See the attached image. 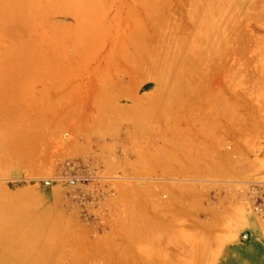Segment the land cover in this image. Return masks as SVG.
Wrapping results in <instances>:
<instances>
[{"label":"rangeland","instance_id":"obj_1","mask_svg":"<svg viewBox=\"0 0 264 264\" xmlns=\"http://www.w3.org/2000/svg\"><path fill=\"white\" fill-rule=\"evenodd\" d=\"M93 1L99 0H86V2H90L91 8L92 6L95 7L90 10L89 20L92 21H89L90 26H88V20V23L85 21L86 19L83 22L72 20V17L68 16V12L62 10L65 14L63 13L61 16L60 14L57 16V11L41 14L39 18L35 16L33 30L31 28L29 32L26 31L27 37L26 32H20L21 35L19 34L17 37L19 41L13 39V36L9 37L1 34L3 37L0 36V52L5 47L9 48V46L12 49L13 44L11 43L13 42L17 46L20 43L19 48L24 47L22 43L26 41L32 43L26 46L29 50L25 51V54L19 52L17 53L18 56L15 55L16 53H13L15 56L11 55L12 50L10 51L9 48V51H7L9 57L6 58L9 63L5 59L7 64L5 63L3 65H6L5 68L0 70V81L6 83H65V87L73 86L76 82L109 84L118 86V88L132 86V90L135 92L145 94L148 91L143 89L149 87L147 83L154 84L153 80H156L157 77V70L154 66L152 67V64L162 63V58L172 59L169 53L172 44L179 37L185 39L192 33L193 22H191L189 12H193L194 9L192 10V8L195 7V3L196 5L201 3V1L195 0H100L95 2L98 4L95 6ZM244 7V12H237L229 23V25H232L229 27L231 32L228 41L229 47L228 50L226 49L228 52L212 55L215 56L212 62L210 59H206V55H204L205 57L200 56L201 61L198 57L195 58L196 56L192 55V58L194 56L193 60L198 59L193 61L195 63H190L192 60L189 55L191 54L183 53L182 63H179L180 58L177 62L179 64L188 62L186 65L194 64L197 68L194 66V72L195 69L198 70V74H194V72L192 74L190 73L192 72L191 66L187 65V69L184 68L183 74L190 73V75H186V79L187 76H190V80L187 79L188 81L185 82L187 84L184 85H211L227 88V93H231L229 89L231 88L232 91L236 90L234 92L244 94L245 100L242 102L244 110L257 114L255 120L257 124L262 126L264 125V49L261 46L264 43L260 45L258 41L262 40L260 37H264V0H248ZM192 12L190 13L192 14ZM258 14H262L263 18L260 15V18H258ZM84 24L87 26H84ZM241 24H243V27ZM135 32L137 33L135 34ZM139 32L140 35H138ZM134 34L135 40L132 37ZM29 35L32 37V39L29 38L30 40L28 39ZM141 35L144 37V40L142 38L144 42L141 43L149 47L146 48L142 45L147 53L143 49L141 52V47H136L139 48V50H136L133 45V48L137 53H140L137 57L145 56L149 60L140 59V61L136 56H134L136 58L133 61L128 60L135 53L132 43L136 44L135 41L139 40L138 37ZM21 37H25L26 40H20ZM173 39H176V41H173ZM130 40L132 41L131 44H129ZM141 43H139V46ZM167 46L168 48H166ZM199 46L202 48L203 44ZM244 46L245 50L240 49ZM236 48H238V51ZM33 49L36 50L32 51ZM131 51L134 53H131ZM126 54L131 55H127L129 58H123L122 56ZM149 54L151 57H149ZM199 55H202V53ZM11 56L15 57L16 61ZM208 57L210 56L208 55ZM10 58L13 60H10ZM184 59L185 61H183ZM202 61H206L204 62L206 64L203 63L202 65ZM170 62V66L173 65V59ZM132 66L134 70H132ZM226 83H236L237 85L235 87H224ZM39 87L37 85L36 88ZM83 88H87V86ZM124 101L121 99L117 104H123ZM207 105L209 104L207 103ZM90 108L91 103L85 102L84 111L86 112ZM87 112L90 113V111ZM100 126L105 129L106 123ZM261 126H259L261 128L260 135L258 134L259 136L257 135L252 139L254 144L252 141L251 146L254 147L251 148L250 146L251 149H247L250 159H260L264 156V129ZM111 141L114 145H111L112 147L108 149L103 148V142L99 146L94 145V147L92 142L89 144V141L85 139L84 151L68 157H53L48 162L54 164L55 168L48 171L41 169L38 172L39 174L17 170L0 173L1 183L7 184L9 187L21 184H45V181L48 180L64 181L68 186L67 204L69 213L81 228L79 229L81 231L78 232L74 226V229H68V235H53L48 242L44 240L46 235L42 234L24 235V238H30L29 241L25 240L24 242H16L18 235H2L0 236L1 245L9 247L11 250L3 254V258L7 262L12 261V263L18 264L20 261L16 260L17 255H21L20 250L26 248L31 249V251L28 250L29 254L35 251V255H41V259L35 261L36 264H189V262L197 264H264V174L254 175V177L203 180V178L163 175L161 171H154L155 169L147 173L139 171V173H136L132 165L135 160H138V157L134 160L121 161L125 149L130 148L127 144L128 140L111 138ZM229 142L231 143L230 140ZM230 143L227 142V146ZM249 144H251L250 141ZM133 152L131 150L132 157ZM121 165H125L128 170H125ZM117 183L119 190L121 189L120 186H126L129 183L130 189L126 186L125 191L121 190V192L126 195V199H128L127 193L129 198H131V194H136L134 197L132 195V200H137L139 194L150 191L152 188L148 187L154 186L155 188L151 190V193L157 191L153 194V197H156L155 202L158 198H161V201L164 198L169 199L168 191L177 189V191H180L178 193L181 196L177 202L182 200L183 203H186L191 200L190 193L192 191L198 192L200 189V193H203L202 204L206 208L199 207L196 209L195 217L198 226L204 224L211 215L213 217L217 215L216 212H221L220 208V211H215L218 206L221 209L226 208L227 205L229 206V209L225 210L223 208L221 212V217L225 220L226 218L230 220L231 213L235 215L238 208L240 212L236 213V216L238 214L239 216L231 219L233 226L231 225L224 234L212 233V236L209 237L211 234L209 233L208 237L212 240L206 238V235L200 232L198 226L193 235L192 230L189 229L190 220L186 217L176 219L175 223L173 219H169L173 217L172 215L169 216V213L168 215L165 214L166 216L163 214L165 217L157 218L158 214L159 216L161 214L154 213L156 209L153 210L154 212L150 209L151 218L155 217L153 221L160 220L163 222L161 225L166 226L169 220L168 226L172 223L173 227L171 226L166 230L162 229V231L161 229L159 231V229L139 228L140 222H145V218L140 220L142 217L137 216L138 218L134 219L136 224L132 223L133 219L129 220L127 218V212L123 209L124 204L122 201L117 202L119 195L118 188H116ZM154 183L155 185H162L159 187L155 186ZM132 184L135 185L132 186ZM166 184L173 185V189L170 186L167 187ZM136 185L138 186L136 187ZM139 186L147 187L148 190L146 188L145 190L141 188V190ZM135 188L139 189V193ZM188 189L193 190L188 193ZM130 190L134 192L130 193L132 192ZM158 190L161 193L160 191L158 193ZM165 193H167L166 196ZM115 196L116 198H114ZM209 204L212 205L211 208L208 207ZM232 208L233 210L230 213L229 210ZM212 209L215 213L211 211ZM227 212L229 214H226ZM153 213L157 216H153ZM221 217L219 215V218ZM124 223L130 224L129 226L133 225L129 229L130 233L125 234L124 231H121ZM127 225H124V228ZM77 232L79 234H76ZM192 237L193 241H191ZM198 238L200 240L202 238V241L205 238V243L209 240L212 242L206 245ZM195 248L197 252L193 251ZM192 254L198 255L201 260L197 257L194 259L195 256ZM189 255L193 256L192 259ZM2 260L0 259V262ZM31 262L29 260V263Z\"/></svg>","mask_w":264,"mask_h":264},{"label":"crops","instance_id":"obj_2","mask_svg":"<svg viewBox=\"0 0 264 264\" xmlns=\"http://www.w3.org/2000/svg\"><path fill=\"white\" fill-rule=\"evenodd\" d=\"M64 84L31 82L0 83V173L16 170L27 171L28 173H38L41 169H45L47 171L52 170L55 168V166L54 164L49 163L48 160H51L53 157L57 156L68 157L79 154L80 152L84 151V140L85 137L86 139L88 137L87 141L90 139V141L93 143V146H99L100 143L103 142V148L106 147L108 149L112 147L111 145H114L111 141V138L127 139L129 142H127V144L130 146V148L125 149L121 161H128L131 159L134 160L138 157V160H135L132 165L133 169L142 168L138 164H142V161L145 162L148 160L150 157L147 156L148 154L151 155V153H156V151L158 153L159 149H162L161 147H163L164 149L171 151H167V153L165 152V158L166 156L169 158H175L176 156L181 158H175L177 160L179 159V162H182V165L179 164L178 168L177 166H173L175 170L177 169L176 171H173V168H171L174 173L178 171L173 175L198 179L203 178V180L218 179L221 177H218L219 174L216 175L215 173V175H213L215 178H212L210 171L207 170L214 171L216 168L215 165L217 166V170L222 169L221 167L223 166V169H227V150L234 151V149H236L238 146V143L242 142L237 141L236 138L238 137L235 135H232L229 139H227L226 133L223 131L219 132L221 130L220 128L228 122L227 117L224 116H227L229 113L237 112L239 109L242 110L243 108L238 105L240 102L238 99V93L232 91L231 88H229L231 93H227V88L213 87L210 85H182L183 87L175 85V87L166 86V88L163 86L159 87L156 84L147 83L149 84V87L143 90L148 92L145 94H139L132 90V86H126L125 88L123 86L118 88V86L109 84H84L76 82V84L73 86L65 87ZM37 85L40 87L36 88ZM84 86H87V88H83ZM90 96L93 98V100L90 98ZM121 99L125 100L123 104H117V102H119ZM204 101L209 102L211 105L203 106L205 103ZM85 102L91 103V108L87 110L90 111V113L84 111ZM228 102L234 105H225L228 104ZM235 104L237 105L235 106ZM127 108L129 110L131 108L132 109L129 112ZM122 110L125 112L121 115L120 112ZM133 110L134 113H136V111L138 113L140 111H145V115H143L145 117L138 115V113H136L137 115L133 114ZM114 111H117L120 114L117 116L116 112L114 113ZM209 111L214 112V114L222 115L224 118L218 119L216 116L214 118H209L211 119L209 120L208 118H205ZM126 112H129L130 114H127ZM41 114H44V116ZM124 114L129 118H126ZM34 115L41 116L36 118L37 116L35 117ZM122 116H124V120L122 119ZM88 118H92L94 120L97 118L100 121L93 120L96 125H92L94 122L92 119L89 120ZM88 120L92 122V129L94 126L97 128L93 130L90 128L89 130L85 126V124H87L85 121L89 123ZM116 120H118V123L116 125L115 131H109L110 123L116 122ZM43 122H45V124ZM98 122H103L104 124L106 123L105 129L101 126L99 127ZM139 123H142L143 125L140 126ZM38 125H41L43 128ZM6 129L9 131L7 132ZM204 129L209 131H206L205 133ZM216 130L217 132H215ZM213 133H215V135ZM224 136L225 138L222 139ZM185 137H188V139ZM190 137L192 140L189 139ZM192 137L196 141H194ZM180 138L185 140H181ZM230 139L232 140L231 144L230 146H227L226 143ZM179 140L182 141L184 145L182 142L180 143L182 145H178L177 142H179ZM57 141H59L58 144ZM90 141L88 142L89 144L91 143ZM184 141H186L187 144ZM40 143H44V145L42 146ZM123 143L125 144L124 141ZM45 145L46 147L44 148ZM54 147L55 149L53 150ZM131 150L134 151L133 157L131 156ZM162 150H160L161 153H156L158 156L157 158L159 159L164 157ZM187 151L191 154H189ZM200 152L201 154L204 153V155H201ZM226 152L227 154H225ZM208 154L210 155L209 157H207ZM188 155H190V157ZM28 157H31L32 159H29ZM223 160H225V162ZM217 161L220 163L223 162L222 165ZM195 162L197 164H195ZM209 162L211 165H213L211 166L209 164L210 169L207 165ZM41 163L45 166H42ZM156 165L157 164L154 165L155 169L162 172L163 169H160ZM232 166L236 168L235 175H232V173L231 175L233 177H237L239 175L237 170H239V167L242 168V166L238 167V165L236 166L235 164H232ZM122 167L125 170L127 169L125 165ZM197 167L200 168V170L203 167V173L202 171L196 170ZM181 170L184 172L182 173ZM205 170L209 173H207ZM225 172H221L223 175L221 178H230V174L228 176V173ZM162 173L163 175L171 176V174L164 172ZM175 184L181 185L182 183ZM67 187V184L62 180H48L45 181V184H21L14 187H9L7 184H3L0 181V236L12 234L15 235L19 233L26 234L27 229L29 228L24 229V227H20V229H17V227L14 226L21 223L18 222L21 219H17V221H15L14 215L17 214L16 212H20L21 214L22 211L24 212V210H27L28 208L32 210V217L41 213L42 215H45L44 218L48 220L45 229L44 227L42 228L46 232L41 231V228H34L33 231L30 229L29 233L34 232L36 234H40L42 232H48L53 235H68V229H74V226L76 231H81L79 230L81 228L77 225L76 221L68 210ZM27 191L28 195L21 194L24 192L27 193ZM16 196H18V199H16ZM29 196H34L32 197V199H34L30 200ZM27 197L30 201H27ZM180 198L181 196H179V199ZM190 201L191 200H188L186 203H183L182 200H179L178 204L187 207ZM184 206L183 208H185ZM202 207L206 208V206L203 204L201 205V208ZM196 209L197 208H193L188 214L185 211H182L183 213L181 215L179 214L180 217H177H186L188 220H190L189 229L192 230L191 232L193 233L196 232L195 229L198 226L196 224L195 217ZM5 215L6 217L9 216L7 217L8 219H5ZM212 219L213 217L211 215L208 220L204 222V224L198 226L199 229L201 228V233H224L227 230L226 226L224 229H222L223 227L221 226H216L214 230L213 228H207V225ZM219 219L225 221V219L222 217ZM174 221L176 223L175 218ZM68 226H70V228ZM78 232L76 234H79Z\"/></svg>","mask_w":264,"mask_h":264},{"label":"bare ground","instance_id":"obj_3","mask_svg":"<svg viewBox=\"0 0 264 264\" xmlns=\"http://www.w3.org/2000/svg\"><path fill=\"white\" fill-rule=\"evenodd\" d=\"M100 1V0H99ZM99 1H95V2H99ZM193 1V0H192ZM195 1H201V3H200V5H196V3H195V7L194 8H192V10H193V12L192 11H190V12H192V14L189 12V14H190V19H191V22H193V31H192V33H190V35L189 36H187L185 39H184V37L183 38H181L180 39V37H179V39L176 41V39L174 40L173 39V41H176L175 43H173V41H172V46H171V48H170V50H169V53H170V58L172 57V59H173V65H171L170 66V61H172V59H168V58H162V63H160V62H158V63H154V65L152 64V67L154 66V68H155V70H157V72H156V74H157V77H156V80H153V82H155L154 84H156L157 86H159V87H166V86H174L175 87V85L177 86H180L181 87V84L182 85H184V84H187V83H185V82H187L188 80H190V76H187V79H186V75L187 74H189L190 75V73H192L193 74V72H194V66H195V68H196V65H194V64H187V65H189V67L191 66V68H192V72H186V75L185 74H183V72H184V68L187 66L186 65V63H188V62H186V63H184V64H179V63H182V60H181V57L183 56V53H187V54H191V55H189L190 56V58H191V60L192 61H190V63H195V62H193V61H196V60H198V59H200L202 56H204V55H206L207 57H208V55L210 56V57H206V59H210V61L212 62V60L214 61V57L215 56H212V55H217L218 53H224V52H228V51H226V49L229 47L228 45H229V35H230V32H231V29L229 28V27H231V25H229V23H230V21L235 17V15L237 14V12L238 13H243L244 12V10H245V4H246V1H248V0H195ZM94 2V1H93ZM94 2V3H95ZM89 4V5H88ZM86 5H88V6H86ZM96 5H98V4H96L95 3V6ZM101 6V5H100ZM86 7H88V8H86ZM103 7V6H102ZM93 8H95L94 6H92V8L90 7V2H86V0H0V36L1 37H3V36H13V39H16L17 40V37L19 36V34L21 35V33L20 32H29L30 31V29L32 28V26H33V24H35L34 22H35V16H38V18H39V15H41V14H45V13H50V12H52V13H54L55 11H57L58 13V15L57 16H59V14H60V16H61V14H63L64 12H68V16H71L72 17V20H75V21H80V22H83V20H85L86 22H87V20H88V22L89 21H91V19L89 20V16H90V14H91V9L93 10ZM64 12H63V11ZM59 11H60V13H59ZM62 11V12H61ZM263 13V12H262ZM65 14V13H64ZM259 15H260V17H262L263 15L262 14H258V18H260L259 17ZM65 16V15H64ZM257 16V15H256ZM263 18V17H262ZM87 22V23H88ZM92 22V21H91ZM79 23V22H78ZM37 24V23H36ZM90 24V22L88 23V26H90L89 25ZM245 24V23H244ZM83 25V24H82ZM242 25V27H243V24H241ZM84 26H87V25H85L84 24ZM84 26H83V28H84ZM237 26V25H236ZM246 26V25H245ZM36 27V26H35ZM34 28V27H33ZM33 28H32V30H33ZM237 28V27H236ZM246 28V27H245ZM85 29V28H84ZM234 29H235V27H234ZM247 29V28H246ZM31 30V31H32ZM27 32H26V37H27ZM138 32V31H137ZM137 32H135V34L137 33ZM140 32H142L141 30H140ZM140 32L138 33V35H140ZM3 36H2V35ZM32 34V33H31ZM30 34V35H31ZM135 34L134 35H132V37H134V40H135ZM144 34V33H143ZM142 34V35H143ZM30 35H29V37H28V39L30 38V39H32V37H30ZM140 36L141 37V41H140V37H138V36H136V37H138L139 38V40H137V41H135V43L136 44H134V43H132V41H134L133 39H132V41L129 43V44H131L132 43V48H133V45H134V47H135V49L136 50H139V48H136V47H141V49H140V51L142 52V49H143V51H145L144 50V46L146 45H143L142 43L144 42V41H142V38H143V40H144V37H145V34H144V37L143 36ZM242 35V34H241ZM22 36H23V34H22ZM181 36V35H180ZM46 37V36H45ZM177 37V38H178ZM34 38V37H33ZM46 38H48V37H46ZM45 38V39H46ZM137 38V39H138ZM239 38V37H238ZM262 40L260 41L259 40V38H258V43L260 42V45H261V43H264V37L262 38V37H260ZM19 39V38H18ZM21 39H25V37H21L20 38V40ZM29 39V40H30ZM49 39V38H48ZM247 39V38H246ZM257 39V38H256ZM26 40V39H25ZM25 40H24V42H25ZM239 40H241V39H239ZM244 40H245V38H244ZM17 41H19V40H17ZM16 41V42H17ZM32 41V40H31ZM56 41V40H55ZM62 41H64V40H62ZM138 41H140V42H138ZM27 42V41H26ZM25 42V43H26ZM142 42V43H141ZM227 42H228V44H227ZM244 42V41H243ZM245 42H246V40H245ZM18 43V42H17ZM22 43V42H21ZM25 43H22L23 44V46L24 47H22V48H19V46H20V43H18L19 44V46H17V44H15L14 42L13 43H11V44H13L12 45V49L10 48L11 46H9V48H10V51H11V55H13V53L16 55V56H18L19 54H17V53H22V54H25V51H28L29 50V48L28 47H26V46H29L30 45V43H32V42H30V41H28L27 42V44L25 45ZM139 43H141L140 44V46H139ZM198 43V44H197ZM29 44V45H28ZM138 44V45H137ZM178 44V45H177ZM200 44H203V46H202V48L199 46ZM226 44H227V47H226ZM33 45V44H32ZM142 45H143V47H142ZM147 46V45H146ZM145 46V47H146ZM173 46H177L176 48L174 47V48H172ZM241 46V45H240ZM239 46V47H240ZM263 46V47H262ZM262 46H261V48H263L264 49V44H262ZM34 47V46H33ZM199 47L201 48L200 50H199ZM9 48L7 47H5V49L3 50V51H1L0 52V70L1 69H3V68H5V66H3L5 63L7 64V57H9L8 56V54H9V52H7V51H9ZM31 48V47H30ZM146 48H149V47H146ZM166 48H168V46L166 47ZM19 49V50H18ZM27 49V50H26ZM134 49V48H133ZM132 49V50H133ZM134 49V50H135ZM232 49V48H231ZM237 49V51H238V48H236ZM240 49H244L245 50V46H244V48H240ZM36 50V49H35ZM34 49L32 50V51H35ZM136 50L134 51V52H132L131 51V53H134V55L132 54H126L125 56L123 55L122 57L124 58V57H127V58H129L127 55H131V57L128 59V60H132L133 61V59H135L137 56H139V54L136 52ZM147 50V49H146ZM228 50V49H227ZM258 50V49H257ZM261 50V49H260ZM149 51H150V49H149ZM232 51H233V49H232ZM242 51V50H241ZM27 53V52H26ZM138 55H137V54ZM145 53H147V51H145ZM149 53V52H148ZM151 53V52H150ZM156 53V52H155ZM202 53V55H199V54H201ZM240 54H241V52H239ZM243 53V52H242ZM257 53V52H256ZM124 54V53H123ZM15 55H13V56H15ZM185 55V54H184ZM192 55H195L196 57L195 58H197L198 57V59H196V60H193V58H194V56H193V58H192ZM198 55V56H197ZM37 56V55H36ZM132 56H133V58H132ZM134 56H136V57H134ZM201 56V57H200ZM12 57V56H11ZM24 57H26L27 58V56H25L24 55ZM149 57H151V55L149 54ZM163 57V56H162ZM205 57V56H204ZM7 58V59H6ZM13 59L15 58V57H12ZM12 58H10V60L12 59ZM21 58V57H20ZM139 58V60L141 59V60H144V59H146V60H149V58H147V57H145V56H140V57H137V59ZM180 58V59H179ZM184 58V57H183ZM182 58V59H183ZM188 58V57H187ZM5 59H6V61H5ZM12 59V60H13ZM17 59V58H16ZM22 59V58H21ZM24 59V58H23ZM35 59H36V57H35ZM181 60V61H179V63L177 62V60ZM15 60V59H14ZM140 60V61H141ZM203 60V59H202ZM204 60H205V58H204ZM16 61V60H15ZM165 61V62H164ZM183 61H185V59L183 60ZM200 61H201V59H200ZM207 61V60H206ZM206 61H202V65H203V63L204 62H206ZM209 61V63H211ZM9 63V62H8ZM199 63V62H198ZM161 64V65H160ZM204 64H206V63H204ZM9 65V64H8ZM7 65V66H8ZM156 65H159V66H156ZM180 65V66H179ZM185 65V66H184ZM192 65H193V67H192ZM208 65V64H207ZM197 67H198V65H197ZM207 67V66H206ZM186 69H187V67H186ZM197 69V68H196ZM196 69H195V72H194V74L195 73H197L198 72V70L196 71ZM132 70H134L133 69V66H132ZM0 73H1V71H0ZM200 73V72H199ZM198 74V73H197ZM1 80V79H0ZM187 80V81H186ZM0 83H6V82H1L0 81ZM219 86H222V85H220V84H218ZM235 85H237L236 83H232V84H225V86L226 87H235ZM239 85V84H238ZM185 86H189V85H185ZM211 86V85H210ZM224 86V85H223ZM173 87V88H174ZM179 87V88H180ZM183 87V86H182ZM167 88V87H166ZM190 88V87H189ZM234 89V88H233ZM236 89H240V88H236ZM243 89V88H242ZM192 90H194V89H192ZM234 91H236L235 89H234ZM243 91H244V89H243ZM197 92V91H196ZM239 92V91H238ZM190 93H192V92H190ZM198 93V92H197ZM237 93V92H236ZM103 97H105L104 95H102ZM99 97V96H98ZM110 97H111V95H110ZM90 98L93 100V98L90 96ZM245 97H244V94H242V93H238V99H239V104L238 105H240V107H243V103L242 102H244L243 100H245L244 99ZM89 99V98H88ZM199 102V101H198ZM203 102V101H202ZM205 102V101H204ZM206 104L205 105H207V103L209 104L208 106H210L211 104L209 103V102H205ZM179 104H180V102H179ZM134 105V104H133ZM132 105V106H133ZM181 105V104H180ZM186 105V104H185ZM188 105H190V104H188ZM225 105H228V106H232V105H234V104H231L230 102H228V104H225ZM237 104H235V106H236ZM242 105V106H241ZM191 106V105H190ZM128 107V106H127ZM135 107V106H134ZM128 108H130V107H128ZM127 108V109H128ZM132 109V108H131ZM131 109L129 110V112L131 111ZM134 109H136V108H134ZM141 109V108H140ZM96 110V109H95ZM117 110H119V109H117ZM250 110V109H249ZM92 111V110H91ZM123 111V112H122ZM120 113H121V115L126 111V109H125V111L124 110H122ZM136 111V110H135ZM45 112V111H44ZM47 112V111H46ZM116 112V114H117V116H118V114H120L119 112H117V111H114V113ZM128 112V113H129ZM133 112V114H136V113H138L137 111H136V113H134V110L132 111ZM132 112H131V115H132ZM141 112V113H140ZM139 113H138V115H141V116H143V115H145V111L144 112H142V111H140ZM127 113V112H126ZM125 113V114H126ZM127 113V114H128ZM143 113V114H142ZM190 113V112H189ZM88 114V113H87ZM97 114H98V112H97ZM105 114V113H104ZM124 114V115H125ZM130 114V113H129ZM192 114V113H191ZM42 116H44V114H41ZM41 115H39V116H37V115H34L36 118H38V117H40ZM89 115V114H88ZM101 115V114H100ZM102 115H103V112H102ZM137 115V114H136ZM255 115H257V114H255V113H253V112H248L247 110H244V107L242 108V110H238L237 112H233V113H229V114H227V116H224V117H227V120H228V122L225 124V125H223L220 129V131L219 132H221V131H223L224 133H226V136H227V139H229L230 138V136H232V135H235V136H237L238 138H236L237 139V141H242V142H240V143H238V146L236 147V149H234V151H228L227 150V152H228V155H227V163H228V167H227V169L226 168H224L223 169V167H221L222 169H220V170H217L216 168H217V166L215 165V169H214V171H211V170H207V171H210V174H211V176H212V178H215V177H213V175H215V173H216V175L217 174H219L218 175V177L219 176H221V177H223V175L221 174V172L222 171H224L225 172V170H226V172L228 173V176H229V174H230V177H233L232 175H235V168L236 167H233L232 166V164H235L236 166L238 165V167L239 166H242V168L241 167H239L238 169L239 170H237V172L239 173V177L241 176L242 178L245 176V177H247V176H253L254 177V175H263L264 174V156H263V158H260V159H250L249 158V155H248V153H247V149L249 150V149H251V148H253L254 146H251L252 145V139L253 138H255V137H257V135L259 134L260 135V133H261V128L259 127V126H261V124H257V121L255 120ZM50 116H51V114H50ZM66 116V115H65ZM87 116V115H86ZM86 116H85V118H86ZM91 116H93V115H91ZM98 116H99V114H98ZM120 116V115H119ZM126 116V115H125ZM190 116V115H189ZM217 116V118L218 119H220V118H224L222 115H218V114H214V112H212V111H209L207 114H206V116H205V118H214V117H216ZM53 117H54V115H53ZM58 117V116H57ZM89 117V116H88ZM103 117H105V116H103ZM137 117V116H136ZM143 117H145V116H143ZM142 117V118H143ZM195 117V116H194ZM51 118V117H50ZM49 118V119H50ZM101 118V117H100ZM126 118H129L128 116H126ZM132 118H133V116H132ZM140 118V117H139ZM16 119V118H15ZM47 119V118H46ZM60 119V118H59ZM65 119V118H64ZM89 119V118H88ZM92 118H90L89 120H91ZM115 119H116V115H115ZM115 119H113V120H115ZM122 119L124 120V116H122ZM134 119H135V117H134ZM141 119V118H140ZM12 120V119H11ZM50 120H52V119H50ZM49 120V121H50ZM88 120V121H89ZM94 119H92V121H93ZM96 121L97 120H99V119H95ZM94 120V121H95ZM118 120H120V119H118ZM118 120H116V122H112V123H110V130L109 131H115V128H116V124L118 123L117 121ZM209 120H211V119H209ZM10 121V120H9ZM15 121V120H14ZM13 121V122H14ZM42 121V120H41ZM63 121V120H62ZM93 121V122H94ZM100 121V120H99ZM138 121H139V119H138ZM16 122H17V120H16ZM53 122V121H52ZM87 124H85V125H87L86 127L90 130V128L91 127H93V126H91V124H92V122L91 121H89V123L87 122V121H85ZM42 123V122H41ZM44 124H45V122H43ZM46 123H48V122H46ZM64 123V122H63ZM67 123V122H66ZM99 123V122H98ZM97 123V124H98ZM96 125V123L94 122L92 125ZM103 124V122H100L99 123V127H100V125H102ZM10 125V124H9ZM42 125V124H41ZM41 125H38V126H41ZM67 125V124H66ZM139 125L141 126V125H143L142 123H139ZM48 126V125H47ZM98 126V125H97ZM11 127V126H10ZM42 127V126H41ZM263 129H264V125H262L261 126ZM5 128H6V126H5ZM5 128H3V129H5ZM43 128V127H42ZM97 127L96 126H94V128L93 129H96ZM1 129V128H0ZM8 129H9V127H8ZM8 129H6V131L8 132L9 130ZM49 129V128H48ZM92 129V128H91ZM92 129V130H93ZM88 130V131H89ZM205 130V133H206V131H209V130H207V129H204ZM203 132V131H202ZM215 132H217V130L215 131ZM204 133V132H203ZM208 133V132H207ZM45 134V133H44ZM210 134V133H209ZM214 135H215V133H213ZM47 135V134H46ZM213 135V136H214ZM221 135H222V133H221ZM225 135V134H224ZM258 135V136H259ZM241 136V137H240ZM91 138V137H90ZM186 138V137H185ZM193 138V137H192ZM220 138H221V136H220ZM225 138V136L224 137H222V139H224ZM262 138V137H261ZM85 139H86V137H85ZM87 139H88V137H87ZM86 139V140H87ZM179 139V138H178ZM181 139V138H180ZM183 139V138H182ZM181 139V140H182ZM186 139H188V137L186 138ZM189 139H191V137L189 138ZM235 139V140H236ZM174 140V139H173ZM175 140H176V138H175ZM183 140H185V139H183ZM192 140V139H191ZM190 140V141H191ZM193 140H194V138H193ZM39 141V140H38ZM89 141H90V139H89ZM194 141H196V140H194ZM215 141V140H214ZM226 141V140H225ZM224 141V142H225ZM228 141V140H227ZM230 141H232L231 139H230ZM249 141L251 142V144H249ZM32 142V141H31ZM91 142V141H90ZM175 142V141H174ZM182 141H180L179 140V142H177L178 143V145L181 143ZM184 142H186V141H184ZM187 142H188V140H187ZM187 142H186V144H187ZM193 142V141H192ZM213 142V141H212ZM33 143V142H32ZM44 143H46V142H44ZM44 143L43 144H41L40 143V145H44ZM228 143H230L229 141H228ZM31 144V143H30ZM182 144L184 145V143L182 142ZM182 144H180V145H182ZM189 144V143H188ZM231 144V143H230ZM253 144H254V141H253ZM38 145H39V142H38ZM192 145V144H191ZM30 146V145H29ZM36 146V145H35ZM64 146V145H63ZM186 146V145H185ZM207 146V145H206ZM205 146V147H206ZM230 146V145H229ZM243 146V147H242ZM250 146H251V148H250ZM37 147V146H36ZM39 147H41V146H39ZM46 147V145L44 146V148ZM242 147V148H241ZM249 147V148H248ZM162 149H159V152L157 153V151H156V153L157 154H159V153H161L160 152V150H162V153L164 154V159L162 158H157L158 156L156 155V153L154 152V153H151V155L150 154H148L147 156L149 157L148 158V160H146L145 162L144 161H142V164H138L140 167H142V168H134V171L136 170V173L139 171V172H148V171H152L153 170V167H154V165L155 164H157L156 166H158L160 169H163V171L162 172H164V173H168V174H171V175H173V174H176V173H174L173 171L175 170L174 168H173V166H177V168H178V165L180 164V165H182V162H179V159L177 160V159H175L176 157L177 158H180V157H178V156H176L175 158L174 157H171V158H169L168 156H166V158H165V154L167 153V151H168V149H164L163 147H161ZM45 151H46V149H45ZM184 151V150H183ZM206 151V150H205ZM166 152V153H165ZM168 152H171V151H168ZM188 152V151H187ZM202 152V151H201ZM201 152H200V154H201ZM204 152V151H203ZM227 152L225 153V154H227ZM147 153V152H146ZM189 153V152H188ZM250 153V152H249ZM26 154H27V152H26ZM31 154H32V152H31ZM174 154H175V152H174ZM173 154V155H174ZM179 154V153H178ZM189 154H191V153H189ZM25 155V154H24ZM156 155V156H155ZM161 155V154H160ZM169 155V154H168ZM177 155V154H176ZM183 155H185V154H183ZM201 155H204V153L203 154H201ZM186 156V155H185ZM189 157H190V155H188ZM210 155L208 154V156L207 157H209ZM182 157V156H181ZM184 157V156H183ZM188 157V158H189ZM201 157V156H200ZM206 157V158H207ZM212 157V156H211ZM29 158V157H28ZM31 158V157H30ZM29 158V159H30ZM34 158V157H33ZM49 158V157H48ZM168 158V159H167ZM195 158V157H194ZM32 159V158H31ZM181 159V158H180ZM186 159V158H185ZM191 159V158H190ZM199 159V158H198ZM225 159V158H224ZM238 159V160H237ZM9 160V159H8ZM183 160V159H182ZM33 161V160H32ZM31 161V162H32ZM188 161V160H187ZM194 161H195V159H194ZM204 161H205V159H204ZM224 162H225V160H223ZM9 162V161H8ZM184 162V161H183ZM188 162H190V161H188ZM217 162H219V161H217ZM39 163V162H38ZM118 163V162H117ZM204 163V162H203ZM220 163V162H219ZM223 163V162H222ZM222 163H220L221 165H222ZM10 164V163H9ZM42 164V163H41ZM109 164V163H108ZM195 164H197L196 162H195ZM206 164V163H205ZM209 164H210V162L207 164L208 166H209ZM215 164V163H214ZM218 164V163H217ZM220 164H218V165H220ZM28 165V164H27ZM44 164H42V166H43ZM109 165H111V164H109ZM200 165V164H199ZM211 165V164H210ZM226 165V164H225ZM35 166H37V165H35ZM45 166V165H44ZM118 166V165H117ZM211 166H213V165H211ZM218 167H220V166H218ZM6 168H9V167H6ZM109 168V167H108ZM171 168H173V171H172V169ZM192 168V167H191ZM207 168V167H206ZM111 169V168H110ZM154 169H155V167H154ZM193 169V168H192ZM191 169V170H192ZM195 169V168H194ZM202 169H203V167H202ZM202 169L200 170V168H198L197 167V169L196 170H199V171H202ZM209 169H210V166H209ZM212 169V168H211ZM177 170V169H176ZM175 170V171H176ZM186 170V169H185ZM217 170V171H216ZM222 170V171H221ZM30 171H32V170H30ZM34 171V170H33ZM154 171H156V169L154 170ZM180 171V170H179ZM193 171V170H192ZM191 171V172H192ZM206 171V170H205ZM206 171V172H207ZM233 171V172H232ZM9 172V171H8ZM138 172V173H139ZM181 172H182V170H181ZM184 172V171H183ZM182 172V173H183ZM196 172V171H195ZM225 172V173H226ZM197 173V172H196ZM202 173H203V171H202ZM207 173H209V172H207ZM231 173H232V175H231ZM234 173V174H233ZM39 174V173H38ZM199 174V173H198ZM41 175V174H40ZM236 175V176H237ZM237 176V177H238ZM220 177V178H221ZM236 177V178H237ZM238 177V178H239ZM234 178V177H233ZM228 179V178H227ZM231 179V178H230ZM241 179V178H240ZM213 180V179H212ZM215 180V179H214ZM219 180V179H218ZM221 180V179H220ZM244 180V179H243ZM148 183V182H147ZM123 184V183H122ZM129 184V183H128ZM128 184H126V186H128L129 187V185ZM153 184V183H152ZM135 184H132V186H134ZM154 185H155V183H154ZM162 184H157V185H155V186H161ZM177 185H180V184H177ZM182 185V184H181ZM184 185V184H183ZM120 186V185H119ZM125 185L124 186H120V190H119V187H118V183H117V186H116V188H118V197H117V202L118 201H122V203L124 204L123 205V209H124V211L125 212H127V218H129V220H132L133 219V222L132 223H135L134 222V219H136V218H138L137 216H139L140 215V217H142V218H140V220L141 219H144L145 220V222H140V227L139 228H142V227H145V228H150V229H159V231H160V229H161V231H162V229H164V230H166V229H169L171 226L173 227V225H171L172 223H171V221H170V226H168L169 225V220H168V223H167V225L166 226H164V225H161L163 222H161L160 220H155V221H153L154 219H155V217H153V218H151V213H150V209H152L151 211H153L154 209H156V210H154L153 212L154 213H160L161 215L159 216V214H158V216H157V214L155 215L154 213L152 214L153 216L155 215V216H157V218H161L162 216H163V214L165 215H168V213H169V216H173L172 218L170 217L169 219L171 220V219H173L174 220V218L175 219H178L177 217L179 216V214L181 215L184 211L188 214L189 213V211H192V209L193 208H199V207H201V205H202V201H201V199H203L202 197H203V193L201 194L200 192V189L198 190V192L196 191H192L191 189H188L189 191H187L188 193L189 192H191L189 195L191 196H189L190 197V199H191V201H190V203H189V205L187 206V207H185L184 205H179V204H177L178 202H177V200L179 199V193L178 192H180L179 190L177 191V189H175V190H171L170 188V190L168 191V195L170 196L169 197V199L167 200V199H162L163 201H161L160 199L161 198H158V200H157V202H155V200L154 199H156V197H153V194H155L156 192H154V193H151V190H153V188H155L154 186H149L148 188H152L150 191H147V192H143V193H145V194H143L142 192V194L141 195H143L142 197H141V195L139 194V197H138V199L137 200H132L131 198H132V195H133V197L136 195V194H131V198H129V194L127 193V198L128 199H126V195L123 193V192H121V190H124L125 189V187H126ZM138 185H136V187H137ZM147 186V185H146ZM164 186V185H163ZM166 186L168 187V186H170L171 188H172V186L173 185H167L166 184ZM124 187V188H123ZM131 187V186H130ZM130 187H129V189H130ZM140 187V186H139ZM159 187H158V189H159ZM165 187V186H164ZM166 187V188H167ZM175 187V186H174ZM177 187V186H176ZM175 187V188H176ZM190 187H191V185H190ZM190 187H188V188H190ZM193 187V186H192ZM201 187V186H200ZM204 187V186H203ZM123 188V189H122ZM141 188H143V187H140V189ZM146 188V190H148L147 189V187H145ZM145 188H143V190H145ZM183 188V187H182ZM184 188H186V186H184ZM207 188V187H206ZM131 189H133V188H131ZM136 189V188H135ZM173 189V188H172ZM204 189H205V187H204ZM134 190V189H133ZM142 190V189H141ZM155 190V189H154ZM195 190V189H194ZM206 190V189H205ZM125 191V190H124ZM130 191H132V190H130ZM136 191H138V193H139V189L137 188L136 189ZM135 191V192H136ZM159 191L160 190H158V193H159ZM164 191H166V190H164ZM164 191H163V193H164ZM182 191H183V189H182ZM182 191H181V194H182ZM185 191V190H184ZM134 191H132V192H130V193H133ZM153 192V191H152ZM186 192V193H187ZM123 193V194H122ZM138 193H137V195H138ZM157 193V194H158ZM160 193H161V191H160ZM185 193V192H184ZM185 193V194H186ZM187 193V194H188ZM22 195H24V194H27L28 195V191H27V193L26 192H24V193H21ZM166 194L167 193H165V196H166ZM26 195V196H27ZM32 195V194H31ZM116 195V196H117ZM167 195V196H168ZM19 196V195H18ZM18 196H16L17 198L16 199H18ZM116 196L114 197V198H116ZM156 196V195H155ZM164 196V197H165ZM15 197V196H14ZM23 197V196H22ZM30 197V196H29ZM32 197H34V196H32ZM32 197H30V200L32 199ZM152 197H153V199H152ZM136 198H137V196H136ZM13 199V198H12ZM19 199H20V197H19ZM27 201H30L29 200V198L27 197ZM34 199V198H33ZM32 199V200H33ZM131 199V200H130ZM171 199V200H170ZM14 200V199H13ZM17 201V200H16ZM19 201H22V200H19ZM33 202V201H32ZM125 202V203H124ZM209 203V202H208ZM3 205H4V202H3ZM6 205V204H5ZM179 205V206H178ZM221 205V204H220ZM7 206V205H6ZM183 206L185 207V208H183ZM210 206V208L212 207V205H208V207ZM224 206H226V205H224ZM5 207V206H4ZM228 207V208H227ZM227 207L225 208V207H223L225 210H227V209H229V206L227 205ZM205 208V207H204ZM217 208V207H216ZM219 208H220V210H221V212L223 211V208L221 209V207H219L218 206V209L216 210L215 209V211H220L219 210ZM230 208H231V206H230ZM235 208H236V206H235ZM242 208V207H241ZM240 208V209H241ZM158 209V210H157ZM244 209V208H243ZM224 210V212H226ZM231 210H233V208L232 209H230L229 210V212L231 211ZM156 211H158V212H156ZM183 211V212H182ZM188 211V212H187ZM213 213H215V211H213V209L211 210ZM170 212H171V214H170ZM221 212H216L215 214H217V215H215V216H213V219L210 221V223L206 226L207 228H209V229H212L213 228V230H214V228H216V226L218 227L219 225H221V227H223L222 229H224V227L226 226V229H228V228H230V226L232 225L233 226V221H231V219H235L237 216H239V214L236 216V213H238V212H240V210H239V208H238V211H234L235 212V215L233 214V213H231L232 215H230V217H231V219L229 220V218L228 219H226L225 221L224 220H220L219 219V215H220V217H221ZM223 212V213H224ZM17 214H15L14 215V218H15V221H17V219H21L20 221H18V222H21V223H19V224H17V225H14V226H16L17 227V229H20V227H24V229H26V228H29V229H27V233L25 234V233H19V234H15L16 236L18 235V237L16 238L17 239V241L16 242H19V241H22V242H24L25 240H28L29 241V239L28 238H24V235L26 236V235H35L36 233H34V232H30L29 233V231H30V229H31V231H33L34 230V228H37V229H39V228H43L44 227V229H45V226H46V223H47V221L48 220H46V218H44V216L45 215H42L41 213L40 214H36L34 217H32L33 215H32V210H30L29 208L26 210H24V212L22 211L21 212V214H23V215H21L20 214V212H16ZM25 214V215H24ZM174 214V215H173ZM186 214V215H187ZM226 214H229L228 212L226 213ZM243 214V213H242ZM242 214H241V217H242ZM125 215V214H124ZM123 215V216H124ZM131 215V216H130ZM136 215V217L134 218V216ZM165 215V216H166ZM25 216V217H24ZM165 216H163V217H165ZM4 217H6V215L4 216ZM7 217H9V216H7ZM5 218V219H8V218ZM180 217V216H179ZM223 217H225V216H223ZM11 219H12V217H11ZM148 219H149V221H148ZM165 219V218H164ZM242 219V218H241ZM163 220V219H162ZM228 220V221H227ZM6 221H8V220H6ZM148 221V222H147ZM4 222V221H3ZM69 222H70V220H69ZM129 222V221H128ZM147 222V223H146ZM175 222V221H174ZM130 223V222H129ZM136 224V223H135ZM135 224H134V226H135ZM174 224V223H173ZM2 225V224H1ZM5 225V224H4ZM124 225H127V224H125L124 223ZM124 225H122V227H121V229L123 228V230H121V231H124V233L126 234V233H130L129 232V229L131 228V226H133V225H131V226H129L130 224H128L127 226H125V228H124ZM73 226V225H72ZM71 226V227H72ZM69 228H70V226H68ZM129 227V228H128ZM235 227V226H234ZM118 228V227H117ZM128 228V229H127ZM201 229V228H200ZM204 229V228H203ZM164 230H163V232H164ZM41 231H44L43 229L41 230ZM125 231H128V232H125ZM212 231V230H211ZM227 231V230H226ZM225 231V232H226ZM23 232V231H22ZM44 232H46V231H44ZM44 232H42V233H40V234H42V235H46V238L44 239L45 241H50L51 240V236H53V234H50V233H44ZM142 232V231H141ZM198 232V231H197ZM199 233V232H198ZM169 234V233H168ZM192 234L194 235V233L192 232ZM200 234V233H199ZM224 234V233H223ZM222 234V235H223ZM227 234V233H226ZM226 234H225V236H226ZM124 235V234H123ZM204 235H206V238L208 237V235H209V233H206V234H204ZM221 235V234H220ZM202 236V235H201ZM200 236V237H201ZM212 236V233L210 234V236L209 237H211ZM213 236H214V234H213ZM127 237V236H126ZM196 237V236H195ZM208 237V239H210ZM199 239V241H202V238H201V240H200V238H198ZM191 240V239H190ZM206 239L204 238V241H202V242H204V244H209V242H212V241H210V240H212V238L207 242V243H205L206 241H205ZM226 240V239H225ZM184 241V240H183ZM191 241H193V237H192V240ZM15 242V241H14ZM21 242V243H22ZM201 242V243H202ZM2 243H1V240H0V249H1V251H0V259H3L2 260V262H0V264H16V263H12V261H10V262H7L4 258H3V254H5L6 252H10L11 250H10V248L9 247H4V245L2 246L1 245ZM186 245V244H185ZM188 245V244H187ZM194 246H196V245H194ZM199 246V245H198ZM205 246V245H204ZM185 248V247H184ZM187 248H188V246H187ZM192 248H194L193 246H192ZM191 249V248H190ZM190 249H189V251H190ZM198 249V248H197ZM28 250H30L31 251V249H21L20 250V252H21V255H17V258H16V260H19L20 262L18 263V264H36V262L35 261H39V259H41V255L39 256V254H34L35 253V251H34V253L32 252V254L30 253L29 254V252H28ZM34 250V249H33ZM193 250V249H192ZM192 250H191V252H192ZM181 251V250H180ZM193 251H196L197 252V250H196V248L193 250ZM199 251V250H198ZM195 253V252H194ZM189 254H191L190 252H189ZM201 254V253H200ZM199 254V255H200ZM47 255V254H46ZM193 256H195V257H193V256H191V255H189L190 256V258L191 257H193L194 259L197 257V258H199L198 257V255L196 256V254L194 255V254H192ZM205 255V254H204ZM202 256H203V254H202ZM189 258V257H188ZM189 258V259H190ZM192 259V258H191ZM24 260V261H23ZM29 260L30 261H32L31 263H29ZM199 260H201V258H199ZM25 261H26V263H25ZM193 261H195V260H193ZM35 262V263H34ZM189 262V261H188ZM40 263V262H39ZM40 264H42V263H40ZM45 264V263H44ZM47 264H49V263H47ZM189 264H197V263H194V262H189Z\"/></svg>","mask_w":264,"mask_h":264}]
</instances>
